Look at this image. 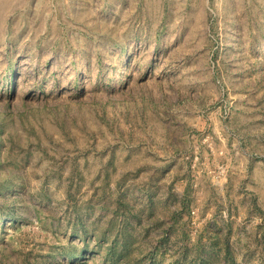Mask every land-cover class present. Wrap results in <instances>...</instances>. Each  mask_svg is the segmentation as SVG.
<instances>
[{
    "label": "rangeland",
    "instance_id": "rangeland-1",
    "mask_svg": "<svg viewBox=\"0 0 264 264\" xmlns=\"http://www.w3.org/2000/svg\"><path fill=\"white\" fill-rule=\"evenodd\" d=\"M83 240L264 264V0H0V264Z\"/></svg>",
    "mask_w": 264,
    "mask_h": 264
},
{
    "label": "trees",
    "instance_id": "trees-1",
    "mask_svg": "<svg viewBox=\"0 0 264 264\" xmlns=\"http://www.w3.org/2000/svg\"><path fill=\"white\" fill-rule=\"evenodd\" d=\"M79 236L81 235H78V237ZM103 239L104 238H102V242L104 241ZM100 245L101 244L90 247L89 240H83L81 244L73 243L69 245V250L65 253V257L70 264H116L119 256L113 255L114 246H108L106 252L102 255L103 253L101 252ZM86 252H88L89 255H85ZM95 255L103 257L101 259H94L96 257Z\"/></svg>",
    "mask_w": 264,
    "mask_h": 264
}]
</instances>
